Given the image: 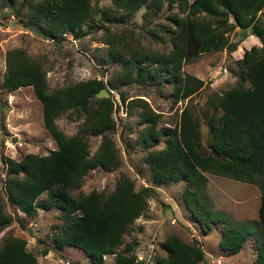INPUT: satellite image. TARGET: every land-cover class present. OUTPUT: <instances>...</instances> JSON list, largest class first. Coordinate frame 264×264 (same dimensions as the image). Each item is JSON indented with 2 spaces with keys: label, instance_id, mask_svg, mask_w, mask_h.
Here are the masks:
<instances>
[{
  "label": "trees",
  "instance_id": "16d2710c",
  "mask_svg": "<svg viewBox=\"0 0 264 264\" xmlns=\"http://www.w3.org/2000/svg\"><path fill=\"white\" fill-rule=\"evenodd\" d=\"M121 9L122 17L131 16L144 3L152 11L178 5L184 13L176 17L177 27L170 40L172 50L165 55H137L125 60L129 70L134 69L140 78L155 80L152 74L135 60L149 61L166 70V77L176 85L178 99L192 96L203 81L186 73L180 75L183 63L191 62L205 52L236 49L229 44L226 33L235 27L250 28L260 46H252L240 59L241 72L250 85L233 88L218 95L213 110H221L210 117L209 151L203 152L199 141V124L191 109L184 107L175 127H146L141 142L147 143L161 135L168 136V144L161 150L148 152L146 162L158 184H169L183 179L187 182L181 192L189 217L200 225L206 234L213 218V209L207 208L198 192L206 190V172L219 174L242 182L255 184L260 189L259 220L253 222L259 230L261 246L256 264H264V0H111ZM13 4V0L10 1ZM26 25L46 39H60L65 33L75 32L92 14L89 0H25ZM230 16L234 22L230 21ZM159 75V74H158ZM4 87L8 91L22 86H32L35 97L42 104L45 129L56 141L58 148L46 155L25 154L20 160L8 159L14 177L8 181L11 200L27 217L35 215L38 208L57 207L65 215L64 233L55 237L57 248L65 245L83 246L91 264H103L105 254L116 253L115 264H144L130 254L117 252L116 247L147 207L146 198L152 187L136 191L133 181L121 174L115 189L107 195L96 192L75 194L83 175L91 168L111 169L118 165L119 154L111 133L114 121L110 110L112 101L96 95L106 89L101 80L88 79L64 89L50 91L46 73L41 64L30 60L21 48L6 52ZM65 112L86 114V120L77 133L67 137L56 125V118ZM153 120L158 117L153 114ZM101 136L96 152L91 155L87 136ZM180 152L185 160L178 161ZM23 173L22 176L19 174ZM46 197L38 202V197ZM206 193V191H205ZM208 196V194H206ZM209 197V196H208ZM210 198V197H209ZM12 217L3 210L0 202V230L9 225ZM248 232L238 227H227L223 222L219 248L230 255L237 254ZM162 248L168 256L159 264H197L205 257L198 240L185 243L173 236L164 241ZM48 253L47 249L42 254ZM0 264H36V256L27 251L24 238L12 236L4 240L0 249Z\"/></svg>",
  "mask_w": 264,
  "mask_h": 264
},
{
  "label": "rangeland",
  "instance_id": "374dc122",
  "mask_svg": "<svg viewBox=\"0 0 264 264\" xmlns=\"http://www.w3.org/2000/svg\"><path fill=\"white\" fill-rule=\"evenodd\" d=\"M10 1L0 0V202L12 220L0 230V249L5 239L16 236L24 238L27 251L36 256V264H91L83 246L56 247L54 238L64 233L66 221L61 209L38 208L34 216L27 217L11 200L8 191V181L14 177L10 174L8 159L17 161L31 153L46 155L58 148L43 125L42 104L35 97L33 87L22 86L14 91L4 87L6 52L21 48L30 60L42 65L50 91L88 79L101 80L106 86L96 97H108L112 101L110 116L115 126L111 137L120 156L119 163L108 170L90 168L75 194L107 195L115 189L122 173L133 181L136 191L147 186L154 189V194L146 198V209L116 247L117 252L126 254L131 248L128 253L136 260L159 264L161 258L168 256L162 248L164 241L178 236L185 243L199 241L205 257L197 264H256L261 238L253 222L258 220L259 187L206 172V190L198 195L207 208L213 209V218L220 220L212 223L205 234L186 211L181 192L187 182L180 179L158 184L145 160L150 150L167 146L168 136L141 142V133L146 127L154 124L156 129L173 128L183 108L188 106L199 124L202 151H209L210 117L214 112L216 117L221 114L220 109L213 110V101L230 89L250 85L239 67L244 52L254 45L260 46L250 28L235 27L225 34L229 44L237 45L234 51L205 52L183 63L180 75L189 73L202 80L203 85L190 98L178 99L177 87L166 79L169 73L165 69L149 61L135 60L134 65L141 64L152 74H159L151 80L140 78L134 69L128 76L129 67L125 63L132 58V53L166 56L171 52L170 36L177 27L175 18L184 15L177 4L168 8L164 3L160 10L152 11L144 3L131 16L122 17V10L111 0H89L91 18L75 32L51 40L26 25L25 0H13V4ZM230 21L234 22L232 16ZM153 114L158 116L155 121ZM85 120L86 114L65 112L56 118V125L67 137H72ZM86 139L93 155L102 137L89 135ZM176 155L183 163L184 156L180 152ZM45 197L42 193L37 201ZM223 222L227 227L248 232L237 254L230 255L219 248ZM44 249L48 253L42 254ZM115 255L105 254L103 264H115Z\"/></svg>",
  "mask_w": 264,
  "mask_h": 264
},
{
  "label": "crops",
  "instance_id": "0c3cea01",
  "mask_svg": "<svg viewBox=\"0 0 264 264\" xmlns=\"http://www.w3.org/2000/svg\"><path fill=\"white\" fill-rule=\"evenodd\" d=\"M259 204H260V197H259ZM258 208H259V206H258ZM257 219L259 220V215L257 216Z\"/></svg>",
  "mask_w": 264,
  "mask_h": 264
}]
</instances>
